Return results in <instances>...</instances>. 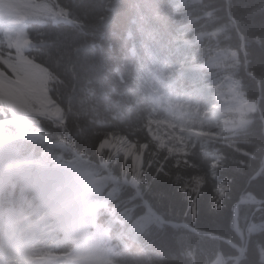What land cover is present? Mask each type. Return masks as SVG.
<instances>
[{
	"label": "trees",
	"instance_id": "trees-1",
	"mask_svg": "<svg viewBox=\"0 0 264 264\" xmlns=\"http://www.w3.org/2000/svg\"><path fill=\"white\" fill-rule=\"evenodd\" d=\"M170 1L25 0L45 13L29 11L39 30L32 32L31 25L16 28L25 33V49L32 48L26 59L14 57L17 65L22 62L19 65L32 72L18 68L10 73L24 88V94L15 97L18 106L52 101L59 112L55 116L53 110L51 119L39 122L41 127L54 140L66 137L73 149L88 156L95 157L97 142L110 134L127 136L139 151L146 145L141 151L147 183L140 187L150 207L167 220L211 234L156 223L140 229L136 219L146 207L137 191L109 182L97 186L94 177L105 171L94 170L82 179L84 221L64 236L56 251L43 248L64 257L58 264H213L219 256L232 264L229 259L238 252L226 239L241 245L233 206L242 196L264 200V170L258 175L264 166V0H182L178 14ZM181 28L185 38L205 35L202 44L214 59L210 75L236 79L241 94L258 108L245 116L249 123L244 129L208 145L194 136L184 138L186 151L176 155L150 138L152 119L182 116L187 127L209 129L195 88L175 71L182 61L175 51ZM134 42L136 57L130 54ZM214 52L227 57H214ZM67 106L72 109L69 116ZM80 125L89 130L81 135ZM31 149L56 155L61 162L54 174L47 173L49 184H41L44 196L54 181L81 177L83 164L72 151ZM117 161L121 163H113L111 170L121 178L123 159ZM129 167L124 172L131 177ZM31 169L11 168L0 180L15 184ZM262 222L264 204L240 207L242 231ZM261 251L264 228L250 235L240 264H264Z\"/></svg>",
	"mask_w": 264,
	"mask_h": 264
},
{
	"label": "rangeland",
	"instance_id": "rangeland-1",
	"mask_svg": "<svg viewBox=\"0 0 264 264\" xmlns=\"http://www.w3.org/2000/svg\"><path fill=\"white\" fill-rule=\"evenodd\" d=\"M12 8L13 7H11V9ZM201 40H202L201 36H195L194 39L178 41L179 48L181 49L183 54L182 68L180 69V71L183 74H189V77H191L196 84L198 90L197 93L201 95V97L205 100L208 110L205 113L204 120H206L207 123L209 124L210 132L206 134L203 133V135L205 136L208 135V138L214 139V138L222 137L225 132H234L245 128L249 123L245 116L254 112L256 106L241 94L239 83L233 80L232 78H225L224 80L213 79L210 76L204 75L200 71H197L195 73H189V71H186L184 69L199 63V60L203 61L206 59L207 57L206 51H209L210 48H206L203 46V49H201L199 47L201 46V44L199 43L201 42ZM194 44H196L198 47L193 48ZM214 53L216 56H221L224 58L227 57V54L224 53L222 54H219L217 52ZM233 56L235 57V59L237 58L236 54H233ZM200 64H204L208 67L210 65V61L207 60ZM203 81L206 84H203ZM9 85L10 82L4 83L2 82V80H0L1 91L7 89ZM202 87H205L207 89H204ZM11 92L12 91H8L6 95H9ZM19 92L22 93V91ZM68 112L70 114L69 109ZM66 119L67 117L64 118V120ZM215 121L219 124L215 123ZM32 124L33 121L27 120L22 116L15 117L14 119L2 120L0 122V142L4 143L11 139L21 138L24 135H32L33 133L31 132V130L35 133V131L32 129ZM178 127H182V128L178 129ZM88 130L89 129H87L85 126L80 125V128L78 129L77 132H79L82 135ZM192 133H193L192 131L187 130L183 126V121L180 116L175 121L174 119L170 118L168 120L163 121L162 123H156L155 129L152 131V136L154 139L158 140L157 142H160L162 146L168 147L169 150L174 154H183L185 151L183 137L186 136L187 134H192ZM71 135L72 134H69V136ZM109 140L115 143V144L113 143L112 147L110 146V148L108 150H105L103 153L104 158L108 159L107 162L109 163L110 162L118 163L116 160L118 157L122 158L124 163L127 162L126 160L128 159L127 157L130 156L131 158L134 159L133 160V164H134V161L136 162V160L142 158V151L146 148L145 145L143 144L140 147L142 151L141 150L139 151L137 145L131 146L129 145L128 141L121 139L119 136H115L113 138L110 137ZM104 141L105 140L103 141L99 140L97 142L96 147L101 145ZM99 147L97 150L95 149V151L101 154V150ZM3 152L4 151L0 149V155H2ZM11 159H17V155H14L13 157H11ZM2 165L3 163H0V167ZM131 172H132V168H131ZM122 173L124 177H126V173L124 172V169H122ZM143 181H145V179ZM79 193L80 192L77 187H73L68 192L65 193L66 198L72 202L70 203L71 205H69L70 213L69 212L68 213L71 215L73 222L76 214L78 213V210L74 206L73 201L76 198H78L77 196L79 195ZM49 211L46 213V215L49 213ZM46 215L44 216V219ZM55 216L59 217L58 214ZM55 216H53V218ZM44 219L43 221H45ZM263 226H264L263 224L256 225L253 226L252 229L255 228L260 229ZM53 239L58 240L57 237ZM223 263L224 261L222 257H220V259H218V261L216 262V264H223Z\"/></svg>",
	"mask_w": 264,
	"mask_h": 264
},
{
	"label": "bare ground",
	"instance_id": "bare-ground-1",
	"mask_svg": "<svg viewBox=\"0 0 264 264\" xmlns=\"http://www.w3.org/2000/svg\"><path fill=\"white\" fill-rule=\"evenodd\" d=\"M107 143H108V141H104V143L102 144V146H106ZM128 143L131 146L136 145V143L133 142L130 139L128 140ZM145 147H146V145H145ZM102 148H104V147H102ZM109 148L110 147L106 148L105 150H108ZM104 151H103V153H104ZM139 159L138 160L135 159L136 162L134 161V165H135V168H136L135 169V172L136 173L143 172V169H142L143 152H142V158H139ZM141 161H142V164H140ZM0 163H3V165H4L5 164V161H3L2 159H0ZM3 165L1 167H3ZM136 170H138V171H136ZM65 202L66 201L64 199H58L53 205H51L49 207L50 211H49V209L47 210V212L49 211V213L47 215L45 214L46 215L45 219L43 217L42 219H40L37 222H33V221L27 220L26 217L23 214L21 217L23 219L27 220V222L31 226L30 227L31 229H29L27 231L29 233L28 236H31L33 238H47V237H49L50 234H52V236H53L55 234V232H57V231H64L69 226V222L65 219L66 217L59 215V211L65 205ZM57 214H58L59 217L55 216ZM53 216H55L54 218H56L55 223L53 225H51L50 227H48L47 226L48 223L42 224L44 222L43 219L44 220H50V219H53ZM40 224H42V225H40ZM38 225H40V226L38 227ZM21 229L22 228H20L19 230H21ZM30 230H31V232H30ZM34 231H35V233H34ZM8 237H9V235H8Z\"/></svg>",
	"mask_w": 264,
	"mask_h": 264
},
{
	"label": "water",
	"instance_id": "water-1",
	"mask_svg": "<svg viewBox=\"0 0 264 264\" xmlns=\"http://www.w3.org/2000/svg\"><path fill=\"white\" fill-rule=\"evenodd\" d=\"M264 170V166L259 170V173L258 175L260 174V172ZM258 175L254 178L256 179L258 177ZM257 202H261V203H264V200H260L258 199L257 197L255 196H251V198H244L242 197L238 202L235 203L234 207H233V212H234V218H235V228H236V231L238 232V228H237V220H238V216H239V207L242 205V204H245V203H252V204H255ZM192 231H195L197 232V230H193ZM239 236L242 240V242L245 244L246 243V237L243 233H239ZM240 254L239 256L234 260V263L233 264H239L241 259H242V254H243V251L242 249L239 250Z\"/></svg>",
	"mask_w": 264,
	"mask_h": 264
}]
</instances>
